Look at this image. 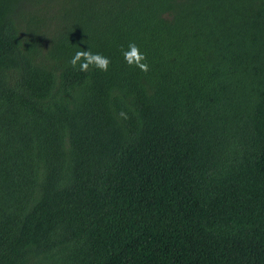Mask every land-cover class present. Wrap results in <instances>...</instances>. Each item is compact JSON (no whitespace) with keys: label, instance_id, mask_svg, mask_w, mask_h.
Returning a JSON list of instances; mask_svg holds the SVG:
<instances>
[{"label":"trees","instance_id":"1","mask_svg":"<svg viewBox=\"0 0 264 264\" xmlns=\"http://www.w3.org/2000/svg\"><path fill=\"white\" fill-rule=\"evenodd\" d=\"M0 264H264V0H0Z\"/></svg>","mask_w":264,"mask_h":264},{"label":"clouds","instance_id":"2","mask_svg":"<svg viewBox=\"0 0 264 264\" xmlns=\"http://www.w3.org/2000/svg\"><path fill=\"white\" fill-rule=\"evenodd\" d=\"M123 56L129 66L138 67L144 72L149 71V65L145 62L147 56L140 51L135 43L129 44L128 50L123 51ZM69 63L73 68L78 66L79 70L83 72L89 71L90 67L106 72L109 70L111 60L100 53H93L89 47L88 50L77 51ZM120 115L125 119L128 118L127 114L124 112H121Z\"/></svg>","mask_w":264,"mask_h":264}]
</instances>
